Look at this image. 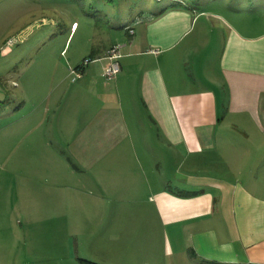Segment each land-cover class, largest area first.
<instances>
[{
	"label": "crops",
	"instance_id": "obj_1",
	"mask_svg": "<svg viewBox=\"0 0 264 264\" xmlns=\"http://www.w3.org/2000/svg\"><path fill=\"white\" fill-rule=\"evenodd\" d=\"M61 1H0L34 19L1 22L0 45L38 19L45 24L43 9ZM98 1L119 14L95 10L113 31L98 48V69L67 84L61 112L70 151L89 173L84 180L65 160L60 168L71 178L57 182L55 153H29L26 163L17 155L24 163L5 172L14 182H0V264H82L78 255L95 233L98 260H91L100 264H264V0ZM113 43L120 71L106 79ZM8 47L0 55L15 56ZM63 51L31 59L41 65L30 72L33 88L55 81V58L64 65L58 82H66L67 59L75 60ZM6 67L0 64V107ZM14 101L0 116L21 111L26 100ZM35 127L17 136H34Z\"/></svg>",
	"mask_w": 264,
	"mask_h": 264
},
{
	"label": "rangeland",
	"instance_id": "obj_2",
	"mask_svg": "<svg viewBox=\"0 0 264 264\" xmlns=\"http://www.w3.org/2000/svg\"><path fill=\"white\" fill-rule=\"evenodd\" d=\"M11 1L13 2L14 0ZM98 2V0H63L59 2V4L54 5V8L45 7L43 9L47 17L44 21L45 24L41 23L43 19L34 21V26L31 29L27 28L22 31V40H18L16 42L17 44L8 47L9 51L12 49L16 51V55H11L12 57L0 55V64H6V70L11 71L9 72L8 81L3 83V89L5 90L4 95L8 94L7 97L6 95L3 97H6V102L4 103L3 101V103L7 104V106L4 108L2 103L0 113L9 110V106L12 105V102H15L16 96H23L26 100L25 103L22 104L23 107L21 111L14 114H12V112L4 117L0 116V182L4 180V178H7L9 183L14 182V173H12V175L9 174L10 172H5L8 170V165L15 166L18 163H24L22 161L18 162V154L24 156L23 160H26V163L32 159L29 153L35 154L37 151L46 148L56 154L55 162H51V164L55 165L53 173L54 179H56L57 182L69 180L71 178H69L66 173L68 168L63 166L65 172L60 168L65 160L70 162L69 169L71 171L83 170V167L75 160L74 153L70 151L69 145L71 138L66 140V138L69 137H65L64 135L66 130L63 129L61 112H63V104L71 90V85L81 80L82 77L86 75L88 68L92 69V72L95 71V68L98 69V48L100 49L105 44H108L110 40L109 34L113 31L111 30V23L108 24L106 21L97 19L96 16H94L96 13L95 10L101 7L105 9L106 12H109V14H119L118 9H108L101 5L98 6ZM63 14L65 15V19L61 18ZM87 14L91 16L88 17ZM17 15H21L19 19L25 20L26 23L34 20H26L28 13L23 15L21 12L14 11V8L10 6H3L0 4V23L5 22V19L17 18ZM73 21H76V24L74 30L69 33ZM116 29L122 30V28L119 27ZM68 33L69 36L67 38L66 36ZM62 48H64L63 53L67 50V56L71 54L72 59L75 60V63L72 64L71 61L67 59L71 67L69 68V75L66 74V82H58L62 76L60 70L63 69L64 65L61 63L60 59L57 60L55 58L50 68L54 70L56 82L50 83L51 85L48 83H39L36 87L37 89L33 88L31 86L30 72L34 67H41V65L32 60L43 52L56 53ZM85 58L89 60L83 64ZM77 65L83 67V74L80 78L72 80L71 68ZM69 83H71V85L67 86ZM48 101L50 102L49 105H47ZM21 115L22 117H20ZM26 117L29 119L26 121L27 124L23 122V125H16V120ZM58 123L61 124L59 125ZM29 125L36 126L30 131L32 135L35 134L34 136H26L23 138L17 136V134L21 132L22 127L24 128ZM25 130L26 128L23 129V131ZM88 173L89 172L86 170L78 174L82 175V178L85 180L84 175L87 176ZM18 175H20V180H26L25 173H16L15 176L17 177ZM77 179L78 177L75 178V180ZM86 189L89 193L98 190L89 187ZM86 192L85 190V192L80 195L86 200V209L88 211H93L94 205L91 203L90 194ZM18 218V221L22 220L20 217ZM93 224L96 227H91V230H89L95 233V230L98 231V218L93 220ZM85 236H87V240L91 238L89 234ZM93 237H95V240L91 241L92 247L88 248L89 251H81V255L78 256H83L82 258L89 260H91V257L98 260V235L95 233ZM93 237L91 239H93ZM76 239L79 240L80 237L76 236L75 240ZM83 240H85V238H83ZM11 241H13V239ZM36 244L40 245L39 239L36 241ZM94 245L97 247H93ZM87 247L88 245L84 246L85 249H87ZM170 258L171 256L168 257V260ZM183 262H186V259H183Z\"/></svg>",
	"mask_w": 264,
	"mask_h": 264
},
{
	"label": "built area",
	"instance_id": "obj_3",
	"mask_svg": "<svg viewBox=\"0 0 264 264\" xmlns=\"http://www.w3.org/2000/svg\"><path fill=\"white\" fill-rule=\"evenodd\" d=\"M140 17H136L132 24H135L136 22L140 21ZM132 24L126 26V29L128 30L129 33H133V27ZM22 35L18 36L17 38L9 37L7 38L4 43L0 45V54L6 52V48L13 44L15 41L22 40ZM106 56L108 58V64L104 67L103 69V76L106 79L114 77L119 71H120V64L118 62V58L120 57V49H119V44L114 43L112 44L109 48H107L106 51ZM89 59H85L84 63L85 64ZM83 67H72L71 68V75H72V80H76L80 78L83 74Z\"/></svg>",
	"mask_w": 264,
	"mask_h": 264
},
{
	"label": "trees",
	"instance_id": "obj_4",
	"mask_svg": "<svg viewBox=\"0 0 264 264\" xmlns=\"http://www.w3.org/2000/svg\"><path fill=\"white\" fill-rule=\"evenodd\" d=\"M114 44V43H113ZM112 45V44H111ZM110 45V46H111ZM109 46V47H110ZM108 47V48H109ZM85 59H87V58H85ZM118 62H119V58H118ZM81 65V64H80ZM80 65H77V66H75V67H79ZM79 260H80V262L82 263V264H100V263H98V262H96V261H93V260H89V259H86V258H82V257H79L78 258Z\"/></svg>",
	"mask_w": 264,
	"mask_h": 264
}]
</instances>
